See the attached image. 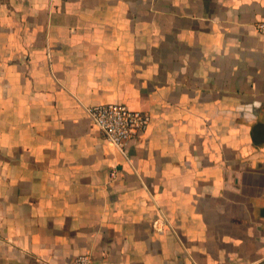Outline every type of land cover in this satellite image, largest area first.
Segmentation results:
<instances>
[{
  "label": "crops",
  "instance_id": "0c3cea01",
  "mask_svg": "<svg viewBox=\"0 0 264 264\" xmlns=\"http://www.w3.org/2000/svg\"><path fill=\"white\" fill-rule=\"evenodd\" d=\"M258 21L264 0H0V264L259 262ZM117 102L150 115L127 159L85 112Z\"/></svg>",
  "mask_w": 264,
  "mask_h": 264
},
{
  "label": "built area",
  "instance_id": "2783aa9c",
  "mask_svg": "<svg viewBox=\"0 0 264 264\" xmlns=\"http://www.w3.org/2000/svg\"><path fill=\"white\" fill-rule=\"evenodd\" d=\"M254 26L256 31L264 36V21L255 22ZM85 112L103 133L106 140L126 159L128 156L125 150L128 142L143 132L150 121V115L147 112L132 110L121 102L94 104L85 107ZM115 175L116 171L111 170L110 178L113 179ZM162 221L163 224L166 223V221ZM71 262V264H93L87 253L75 256ZM251 264H264V256L259 262Z\"/></svg>",
  "mask_w": 264,
  "mask_h": 264
},
{
  "label": "water",
  "instance_id": "95a60500",
  "mask_svg": "<svg viewBox=\"0 0 264 264\" xmlns=\"http://www.w3.org/2000/svg\"><path fill=\"white\" fill-rule=\"evenodd\" d=\"M259 123L264 125V119H263V120H259ZM260 130H264V127L261 128V127L258 126V127L256 128V132H255V134H254V137H255V138H257V133H258Z\"/></svg>",
  "mask_w": 264,
  "mask_h": 264
}]
</instances>
